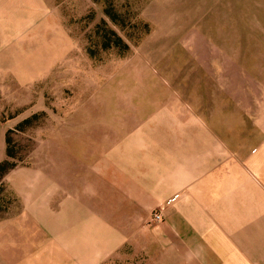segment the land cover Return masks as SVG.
I'll return each mask as SVG.
<instances>
[{
	"label": "rangeland",
	"instance_id": "obj_1",
	"mask_svg": "<svg viewBox=\"0 0 264 264\" xmlns=\"http://www.w3.org/2000/svg\"><path fill=\"white\" fill-rule=\"evenodd\" d=\"M249 24L248 0H0V213L8 175L41 158H150L154 118L241 106L263 57ZM134 250L105 264H140Z\"/></svg>",
	"mask_w": 264,
	"mask_h": 264
},
{
	"label": "crops",
	"instance_id": "obj_2",
	"mask_svg": "<svg viewBox=\"0 0 264 264\" xmlns=\"http://www.w3.org/2000/svg\"><path fill=\"white\" fill-rule=\"evenodd\" d=\"M248 11L251 52L264 34V0H248ZM259 44L246 102L231 96L230 108L188 106L180 117L154 118L150 158H41L10 173L0 264H105L130 245L140 264H264ZM4 146L2 135L0 165ZM155 211L164 220L152 229Z\"/></svg>",
	"mask_w": 264,
	"mask_h": 264
},
{
	"label": "trees",
	"instance_id": "obj_3",
	"mask_svg": "<svg viewBox=\"0 0 264 264\" xmlns=\"http://www.w3.org/2000/svg\"><path fill=\"white\" fill-rule=\"evenodd\" d=\"M8 172H9V162L2 163L0 165V180L3 179Z\"/></svg>",
	"mask_w": 264,
	"mask_h": 264
},
{
	"label": "built area",
	"instance_id": "obj_4",
	"mask_svg": "<svg viewBox=\"0 0 264 264\" xmlns=\"http://www.w3.org/2000/svg\"><path fill=\"white\" fill-rule=\"evenodd\" d=\"M162 220H163V215L161 211L154 213V215L152 216L153 223H161Z\"/></svg>",
	"mask_w": 264,
	"mask_h": 264
}]
</instances>
